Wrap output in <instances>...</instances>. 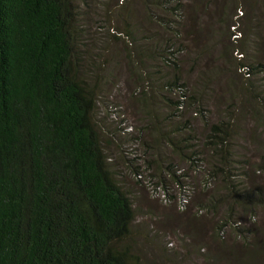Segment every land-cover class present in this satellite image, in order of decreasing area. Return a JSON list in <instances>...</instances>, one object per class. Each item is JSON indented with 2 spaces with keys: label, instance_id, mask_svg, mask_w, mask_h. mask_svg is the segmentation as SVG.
Wrapping results in <instances>:
<instances>
[{
  "label": "trees",
  "instance_id": "obj_1",
  "mask_svg": "<svg viewBox=\"0 0 264 264\" xmlns=\"http://www.w3.org/2000/svg\"><path fill=\"white\" fill-rule=\"evenodd\" d=\"M126 1L120 14L103 15L94 41L88 0H0V264H146L139 242L156 243L158 231L135 206L134 187L179 213L195 211L187 224L205 260L214 247L222 264H264V155L252 163V128L238 122L252 121L253 103L264 123L252 23L241 29L238 17L240 35L231 32L244 107L210 119L208 87L188 86L180 61L192 51L194 5L140 0L138 12ZM103 36L141 69L140 91L125 103L148 110L151 140L120 118L126 107L107 91ZM190 109L202 116L201 134Z\"/></svg>",
  "mask_w": 264,
  "mask_h": 264
},
{
  "label": "rangeland",
  "instance_id": "obj_2",
  "mask_svg": "<svg viewBox=\"0 0 264 264\" xmlns=\"http://www.w3.org/2000/svg\"><path fill=\"white\" fill-rule=\"evenodd\" d=\"M74 1L80 4L79 0ZM186 4L194 5L191 13L193 19L188 21V34L193 30L194 35L187 38L192 51L183 52L180 55L182 73L188 86L198 87L204 84L208 87L205 89V95L208 97L205 101L208 102L207 105H210L211 111L206 109V105L204 111L206 118H222L225 117L224 113L230 105L236 110L240 109L239 106L244 107L239 97L244 83L243 74L238 66L241 54L233 51L237 43L236 38L240 35L233 26V22L237 21L238 17L243 18L244 21L243 25H239L241 29H246L247 25L252 23V60L263 64L262 72L254 76V81L264 90V0H186ZM86 5L89 6V18L92 21L91 23L87 20L85 25L87 35L94 41H101L99 40L100 32L96 26L102 24L103 15L113 12L120 14L128 3L126 0H88ZM132 8L136 11L142 10L140 0H132ZM115 18L119 20V15ZM105 25L109 26L108 23ZM152 27L162 35L157 26ZM231 32L237 36L232 35ZM103 38L105 39L103 44L106 47V72L110 79L107 91L115 97V102L126 107L127 114L123 112L124 115H119L120 118L126 117L129 123L133 122L143 131L141 134L144 138L151 140L157 137L156 131L150 125L148 110L136 104L135 101L128 102L129 107L125 103L129 92L131 94L136 89L140 91V85L137 84L135 76L136 73L138 80V74L141 71L138 63L128 64L121 49L124 46L105 36ZM100 54L102 55L101 51ZM110 61H112L111 64L108 63ZM202 77L206 78L202 79ZM254 105L252 103V121L245 118L238 122L246 127V130L252 128V163L256 166L260 157L264 155V123L257 118ZM102 115L109 118L104 113ZM114 115L118 114L114 113ZM188 116L194 120L201 134L205 130L202 116L192 109ZM127 132H134V128H128ZM149 156L155 158L154 152H149ZM121 166L123 168V165ZM128 178L133 182V178L129 176ZM257 182L264 185L262 177L258 178ZM134 189L137 193L135 206L147 215L145 220L149 227H152L156 220L155 227L158 231L155 241L150 240L156 243L144 240L139 242L146 264H222V261L217 259L219 255L214 247L210 248L208 252L210 258L207 260L197 254L196 249L201 242L190 236V228L187 224L190 215L195 211L179 213L173 207H165L160 204L161 202L152 200L144 189L139 187ZM154 198H158V195ZM149 212H153V215L148 214ZM259 215L263 217V211L259 210ZM200 217L201 215H198L196 218ZM204 219L205 215H202L201 221L205 222ZM177 233L187 237L188 251L182 248L180 241L177 240ZM204 238H206L205 235Z\"/></svg>",
  "mask_w": 264,
  "mask_h": 264
}]
</instances>
